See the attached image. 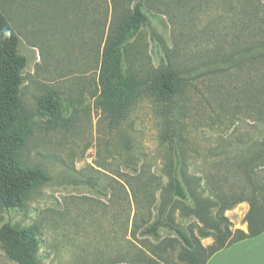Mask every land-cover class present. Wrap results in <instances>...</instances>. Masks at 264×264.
I'll list each match as a JSON object with an SVG mask.
<instances>
[{"label":"rangeland","instance_id":"374dc122","mask_svg":"<svg viewBox=\"0 0 264 264\" xmlns=\"http://www.w3.org/2000/svg\"><path fill=\"white\" fill-rule=\"evenodd\" d=\"M132 8L133 0H0L27 58L20 159L50 176L23 208L0 202V227L36 228L42 264H185L175 237L142 235L168 205L172 220L198 236L192 205L171 204L168 120L202 186L209 174L230 177L236 194L264 182V168L251 161L264 139V0H146L148 21L123 46L137 99L113 127L97 105L108 26ZM167 54L186 84L170 108L153 95ZM49 104L63 118L43 117ZM249 210L242 202L225 212L234 232H249ZM0 264H17L1 245Z\"/></svg>","mask_w":264,"mask_h":264},{"label":"trees","instance_id":"16d2710c","mask_svg":"<svg viewBox=\"0 0 264 264\" xmlns=\"http://www.w3.org/2000/svg\"><path fill=\"white\" fill-rule=\"evenodd\" d=\"M107 1L114 7L117 2ZM147 21L146 0H133V8L127 19L119 21L112 16L108 26L101 76L102 94L97 105L113 127L126 119L137 99L132 77L124 63L123 46L140 33ZM261 30L264 36V27ZM20 47V37L0 13V202L7 210L23 208L29 194L50 180L46 170L25 166L20 159V152L29 135L20 112L22 76L27 67V58L20 54ZM167 60V68L159 74L153 95L170 108L184 93L186 84L185 79L173 69L169 54ZM41 115L58 120L63 118V110L55 104L43 105ZM168 121L163 137L173 156L168 172L171 204L180 201L192 205L187 210L199 222L198 236L191 227L177 225L172 220L167 214L170 209L168 205L161 208V214L143 230L142 235L161 240L162 231H165L182 243L179 256L182 262L207 264L220 250L264 233V182L261 185L252 183L249 188L236 194L232 192L230 177L217 181L214 174H209L202 186L201 179L188 174L184 148L173 123ZM251 159L264 168V139L263 149ZM246 173L253 178L255 170ZM233 178L237 179L236 173ZM242 202L250 204L246 216L248 233L241 230L234 232L230 220L225 216L226 211ZM208 237H212L214 242L205 247L201 238ZM41 244L36 228H20L10 223L0 227V245L17 264H42L38 259Z\"/></svg>","mask_w":264,"mask_h":264},{"label":"crops","instance_id":"0c3cea01","mask_svg":"<svg viewBox=\"0 0 264 264\" xmlns=\"http://www.w3.org/2000/svg\"><path fill=\"white\" fill-rule=\"evenodd\" d=\"M207 264H264V233L220 250Z\"/></svg>","mask_w":264,"mask_h":264}]
</instances>
